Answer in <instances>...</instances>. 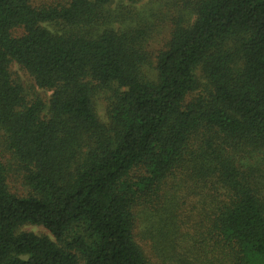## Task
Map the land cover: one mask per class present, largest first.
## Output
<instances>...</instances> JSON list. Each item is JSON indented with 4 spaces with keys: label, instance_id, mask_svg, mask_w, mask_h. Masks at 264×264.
Here are the masks:
<instances>
[{
    "label": "trees",
    "instance_id": "1",
    "mask_svg": "<svg viewBox=\"0 0 264 264\" xmlns=\"http://www.w3.org/2000/svg\"><path fill=\"white\" fill-rule=\"evenodd\" d=\"M112 1L0 0V264H264V0Z\"/></svg>",
    "mask_w": 264,
    "mask_h": 264
},
{
    "label": "rangeland",
    "instance_id": "2",
    "mask_svg": "<svg viewBox=\"0 0 264 264\" xmlns=\"http://www.w3.org/2000/svg\"><path fill=\"white\" fill-rule=\"evenodd\" d=\"M38 1V0H37ZM108 11L112 15L117 16V20H123L124 18L127 23H139L143 26H149L155 24L157 27L151 35V40L149 42L148 50L151 54L156 53L162 46L164 42L167 41L169 30L171 28V21L173 18H186L189 14L187 11H184L182 14L179 11H176L173 8V3L169 0L159 1V2H149L146 0L140 1L135 4H130L126 0H113L112 3L108 6ZM183 15V16H182ZM49 30L52 31V27L48 26ZM17 32L14 34L16 35ZM11 73L13 76L20 82L25 92L27 100H31L33 97H41L43 100L47 101L50 97V92L43 91L37 88L32 80V78L21 70L17 65L12 64L10 67ZM102 97L95 99V111L97 116L101 121H105V111L104 105L101 100ZM193 201L189 199L188 203ZM189 204L183 208V214L186 215L187 212L190 214ZM143 219H140L138 227L135 230V236L138 243L143 247L145 254L148 256L152 264H169L168 262L161 261L159 255L151 254L149 250V245H146L144 241L138 235L140 229L142 228L141 224ZM185 231V229L183 228ZM23 232H30L38 236H47L51 240L53 238L50 234L39 226H24L20 229Z\"/></svg>",
    "mask_w": 264,
    "mask_h": 264
}]
</instances>
